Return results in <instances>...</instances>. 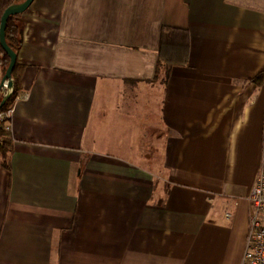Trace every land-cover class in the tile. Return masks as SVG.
Instances as JSON below:
<instances>
[{
    "label": "crops",
    "instance_id": "0c3cea01",
    "mask_svg": "<svg viewBox=\"0 0 264 264\" xmlns=\"http://www.w3.org/2000/svg\"><path fill=\"white\" fill-rule=\"evenodd\" d=\"M18 20L0 264H242L264 0H35ZM164 27L186 63L154 81Z\"/></svg>",
    "mask_w": 264,
    "mask_h": 264
},
{
    "label": "trees",
    "instance_id": "16d2710c",
    "mask_svg": "<svg viewBox=\"0 0 264 264\" xmlns=\"http://www.w3.org/2000/svg\"><path fill=\"white\" fill-rule=\"evenodd\" d=\"M24 1L25 0H0V21L4 11L7 8H9L12 5L22 3ZM19 16L20 15L11 16L6 26L7 44L17 54V56L23 45V25L18 20ZM175 33H178V31L172 30L168 27H164L162 30L160 58L158 60V64L156 67V76L154 81H157L159 79L161 69L164 66L171 68L174 65H182L186 63L185 60L183 61V59L176 57L177 55L176 52L177 50L179 51L184 50L185 53L187 50L186 49L187 42L185 38H180V36L175 35ZM0 62L6 71L10 64V58L5 53L1 45H0ZM20 73H21V68L18 65V59H17L15 68L12 72L14 87L10 98L7 100L6 104L1 109V111H7L9 108H11L14 105L16 98L19 96L22 90ZM250 82H254L258 84L264 82V73H260L256 78L252 79ZM1 101L2 99H0V104ZM10 150H11L10 135L9 133H4L3 142L0 144V153L2 154L4 162L7 160V156L10 153Z\"/></svg>",
    "mask_w": 264,
    "mask_h": 264
},
{
    "label": "built area",
    "instance_id": "2783aa9c",
    "mask_svg": "<svg viewBox=\"0 0 264 264\" xmlns=\"http://www.w3.org/2000/svg\"><path fill=\"white\" fill-rule=\"evenodd\" d=\"M8 93L11 90L5 84L0 90V99ZM13 106L7 111H0V144L3 142L4 133L11 132ZM247 200L250 205V227L242 264H264V171L257 175Z\"/></svg>",
    "mask_w": 264,
    "mask_h": 264
},
{
    "label": "water",
    "instance_id": "95a60500",
    "mask_svg": "<svg viewBox=\"0 0 264 264\" xmlns=\"http://www.w3.org/2000/svg\"><path fill=\"white\" fill-rule=\"evenodd\" d=\"M34 1L35 0H25L22 3L12 5L4 11V13L1 17V21H0V45L3 48V50L5 51V53L9 56L10 64L6 70L5 75H4L2 84L0 86V90L6 84L7 88L9 90H11V93H12V90L14 87V82L12 79V72L15 68V65H16V62L18 59L17 54L8 46L7 41H6V26H7L8 20L11 16L22 15L23 13H25L31 7V5L33 4ZM11 93H8L6 96H4L2 98V101L0 104V111L4 107V105L6 104L7 100L10 98Z\"/></svg>",
    "mask_w": 264,
    "mask_h": 264
},
{
    "label": "rangeland",
    "instance_id": "374dc122",
    "mask_svg": "<svg viewBox=\"0 0 264 264\" xmlns=\"http://www.w3.org/2000/svg\"><path fill=\"white\" fill-rule=\"evenodd\" d=\"M129 94H130V95H128V98H132V97L134 96V94H132V92L129 93ZM132 95H133V96H132ZM132 102H134V101H132ZM130 108H131V110H134L135 106L131 105ZM137 108H138V107H137ZM131 133H133V132H131ZM156 133H157V132H156ZM152 134H153V132H149V133H148V138L146 139V140H148V142H149V140H150V136H151ZM129 135H130V134L128 133L127 136H129ZM126 140H130V139L127 138ZM156 140H157V139L154 138V139H153V142H156ZM151 160H152V162H156V161L159 162L160 157H159V156H155V157L152 158Z\"/></svg>",
    "mask_w": 264,
    "mask_h": 264
}]
</instances>
